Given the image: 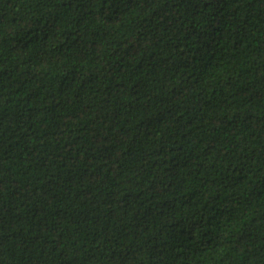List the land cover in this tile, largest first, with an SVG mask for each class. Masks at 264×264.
Masks as SVG:
<instances>
[{
	"label": "trees",
	"instance_id": "16d2710c",
	"mask_svg": "<svg viewBox=\"0 0 264 264\" xmlns=\"http://www.w3.org/2000/svg\"><path fill=\"white\" fill-rule=\"evenodd\" d=\"M0 264H264V0H0Z\"/></svg>",
	"mask_w": 264,
	"mask_h": 264
}]
</instances>
